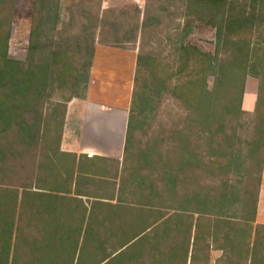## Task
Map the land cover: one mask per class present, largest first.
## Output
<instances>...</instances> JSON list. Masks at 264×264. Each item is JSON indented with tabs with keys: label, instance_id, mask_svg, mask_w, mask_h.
<instances>
[{
	"label": "trees",
	"instance_id": "1",
	"mask_svg": "<svg viewBox=\"0 0 264 264\" xmlns=\"http://www.w3.org/2000/svg\"><path fill=\"white\" fill-rule=\"evenodd\" d=\"M77 1L74 6L81 11L72 14L70 24L74 25L80 19L81 24L74 33H65L59 30L61 0H35L28 56L26 61H22L9 54L15 0H0V180L9 176L17 178L15 184L11 182L0 188V264H59L58 258L68 255L74 262L78 245L74 223L83 224L87 218L86 237L93 240L97 252L106 250L104 258L96 264H108L117 260L121 256L120 250L143 237L151 226L166 223L158 208L146 210L131 206L123 209L121 203L96 200L94 206L102 205L114 210H90L89 213L88 210H73L75 206L65 207V200L81 204L82 200L60 197L63 190L56 187L52 190L58 191L57 194L46 191L48 188L37 183L41 174L35 176L37 181L28 183L27 173L10 167L30 159L33 161L32 173L43 168L44 161L45 170L50 172L48 177L54 185L55 182L68 183L73 175L78 180L86 175H98L97 162L111 161L100 156H83L87 163L82 166L77 162L76 154L61 149L67 104L74 97H86L96 39L102 34L104 25L113 29L114 39L109 42L113 44L123 39H137L134 34L137 30L141 33L125 151L132 144L135 130L142 125L141 118L157 108L166 94L180 104L184 114L183 124L175 130L177 146L174 156L165 154L162 148L149 149L145 154V159L152 161L151 156L156 153L158 160L155 162L162 166V170L159 182L154 183L156 188L139 177L137 185L142 194L156 199L158 190L162 188L164 192H160L157 200L165 202L164 193L174 192L171 199L181 211L170 218L187 225L190 233L194 226L198 229L201 220L195 221L194 214L189 213L194 210H186L194 207V212L211 215L215 222L229 226L230 230L226 232L228 239H244L250 246L251 222L257 216L264 168V113L261 108L264 104V79L260 77L261 73L264 77V0H158V9L154 3L156 0H147L144 12L139 7L136 9L142 20L131 29V38L119 36L122 22L104 19L106 13L114 15L115 9L102 11L99 4L95 10L91 4L84 5L87 1ZM177 15H180L178 21ZM164 19L173 23L158 41L165 49L160 52L147 50L146 34L152 28L162 26ZM201 27H211L215 31L212 51L205 50L191 39L196 29ZM261 29L262 46L257 48L252 35ZM167 47H170L168 58L163 56ZM248 75L261 79L253 112L243 108ZM211 78L213 86L210 85ZM56 92L61 98L53 101L51 97ZM50 104L54 108L48 113ZM243 114L256 116L253 138L246 153L236 146V127L232 124ZM193 134L197 135L195 140ZM153 143L161 147L166 139L158 133ZM206 145L209 149L203 148ZM247 159L251 161V175L256 171L257 189L252 208L249 200L240 199L242 208L250 210V215L242 223L233 225L221 219L224 209L235 196L228 178L226 181L222 179L223 191L218 195L176 190L182 185L190 166L202 168L203 172L210 171L214 176L221 174L220 177H225L229 173L245 176L250 170L248 164L245 168ZM217 160L219 174L210 170ZM34 184L36 190H33ZM30 193L44 201L41 203H45L46 210H32L38 216L41 234L33 244L34 255L28 260L19 251L18 239L25 231L17 224V208L26 204ZM153 213H157V217L151 221ZM208 220L211 225L212 220ZM109 241H115L116 245L107 248ZM81 253L77 264H84V250ZM185 255L188 256V250ZM108 258L111 259L108 261Z\"/></svg>",
	"mask_w": 264,
	"mask_h": 264
},
{
	"label": "rangeland",
	"instance_id": "2",
	"mask_svg": "<svg viewBox=\"0 0 264 264\" xmlns=\"http://www.w3.org/2000/svg\"><path fill=\"white\" fill-rule=\"evenodd\" d=\"M85 1H87L84 4L86 7L91 4L94 6L95 10H97L100 5L102 11L115 9L116 12L114 15L106 13L104 19L108 22H122V29L119 33L121 38H131L133 36L131 29L134 28L137 23L141 24L142 20V17L141 19L138 17L136 9L139 7L144 12L147 3V0ZM77 2V0H61V22L59 30L65 33H74V31H77L79 28L81 19L74 25L70 24L72 14H77L81 11L78 10L79 7L74 6ZM154 3L155 7L158 9L160 1L156 0ZM34 8L35 0H15L9 48L10 57L14 59L22 61L27 60L32 21L35 13ZM171 11L174 12V9ZM177 18H179H175L177 21L180 20V15H177ZM82 23H85V20H83ZM171 25H173V23L171 24L169 19H164L162 26L152 28L151 32L146 34L145 37V42H149V44L146 45V49L156 52L165 49V46H160L158 41L162 36L166 35ZM112 32L113 29L111 26H102V34L98 35L96 39L93 61L99 49L100 56L104 55L106 61H108V59L112 61L119 59V63H124V65H126V62L128 63L131 61L129 59L134 54L137 65V56L141 48L140 30L134 33L137 35V39H123L122 42L114 44L109 43L114 39ZM214 34L215 31L213 28L201 27L196 29L191 39L199 43L205 50L212 51L214 48ZM262 35V29L260 31H255L252 35L255 44H257L255 45L257 48L262 46ZM169 49L170 47H167L163 56L169 57ZM123 60L125 62H123ZM260 77L264 79L262 73ZM260 82L261 79L259 77L248 75L246 78L245 93H248V96L251 95V109L254 108V100L260 92ZM213 83L214 80L211 78L210 85L213 86ZM56 98H61L57 92L52 95L51 100L55 101ZM48 108L49 113L51 111L50 109L54 108V105L50 104ZM261 108L264 113V104H262ZM183 119L184 114L180 108V104L169 94H166L157 108L152 112L149 111L141 118L142 125L135 130L129 150L127 152L125 151L123 157H121L119 161H99L96 165V167H99L97 168L98 175H86L84 179L80 180L73 175L70 176L66 184L55 182L53 185L51 183L48 177L50 172H46V162L44 161L42 164L43 168L32 173L30 169L33 165V161H30V159L27 160V162L22 160L19 165L7 164V166L11 165V169L14 170L15 168L16 171L27 173V177L29 178L26 179V182L28 183H32L34 180L37 181L35 176L41 174V177L38 176L41 179H38L37 183L48 188L46 191H51L50 193L57 194L58 191L52 190L56 187L57 190H63L60 193V197L64 196L82 200V204L78 201L65 200V207L75 206L73 210H88V213L90 210H114L102 205L94 206L96 200H99L98 202L106 201L114 204L121 203L124 206L123 209L131 206L146 210H152L153 208L160 209L158 212L161 216H164L163 218H165L166 223L162 222L151 226V229H149L150 231L148 230L144 235L142 234L143 237L135 239V241L122 248L120 250L121 256L108 264H264V199L262 202L258 200L259 210L257 211L255 220L251 222V239L249 246L248 242L244 239L233 237L228 239L226 232L230 230L229 226L225 227L223 223L215 222L211 215L194 212L196 210L194 207H189L186 210H194L189 213L194 214L195 221L199 218L201 220L198 229L197 226H194L193 231L190 233L187 225L178 224L175 222V219L170 218L175 212L181 211V209H178L179 205L171 199L174 192L169 193L166 191L164 193L166 200L165 202H161L157 200V198L160 197V192H164L162 188L158 190V186H161L160 184L157 186L159 194L156 192V199L144 196V193L142 194L139 189V185H137V181L140 180L139 177L145 179L147 185L152 183L153 187L156 188L154 183L159 182L162 166L159 165L158 162H155L158 160L156 153L152 154V161L145 159V154L149 149L156 148L160 150V148H162L165 154L169 153V155L173 157L177 146L175 130L177 127H180L179 125L183 124ZM255 121V115L243 114L240 115V118L234 119L232 123L236 127V146L237 148L243 149L245 153L249 148V142H251L253 138ZM158 133H161L166 139L165 145L161 147L153 143ZM196 137V134L192 135L194 140ZM215 146H217L216 143ZM203 148L209 149L207 145L205 147L203 146ZM49 154L52 156V153ZM216 157L217 156H212V158ZM77 162L85 166L87 160L83 155H77ZM247 164L250 168L249 175L243 176L235 173H231V175L229 173V175L225 177H220V171L216 170L218 168V160L215 167L210 170L215 174L218 173L219 176H214L210 171L203 172L202 168L199 170L190 166L185 172V177L182 179V185L180 184V188L177 187L176 190L182 191L185 189L190 194L192 192H198L202 194L210 193L212 195H218V193L223 191L222 179L226 181L225 178H228V184L229 186L231 185L235 192V196L233 197L232 203L224 209V216H221V219L233 223V225L240 223V221L242 223L245 217L250 215V210H244L242 208L240 199L243 197L245 201L249 200L252 208L257 189V182L254 180V177L256 178V171L252 172L251 175V161L249 159H247L245 168H247ZM252 169H255L254 166ZM16 179L17 178L14 176L11 178L9 176V178H4L2 181L0 180V188L3 189V187H6L11 182L15 184ZM76 181H78V183H76ZM35 186L34 184L33 190H36L34 188ZM42 201V199L30 193L26 197V204L17 208V224L25 231L18 239L19 251H22L24 258L26 257L28 260L33 257L35 252L33 244L36 242L38 234H41L38 216H36L35 212L32 210H46L45 203H41ZM61 201L63 202L62 199ZM25 210L31 211H27V214H24L26 213ZM156 217L157 213H153L151 221ZM208 219L212 220L211 225ZM74 225H76L77 228L78 239L76 258L74 262H72L69 255L67 257L60 256L59 258L57 257L58 263L77 264L78 258L81 256V251L83 250L84 264H96L100 262L104 258L106 250L102 249L97 252L93 240L86 237L87 234L85 232L86 230L88 231L89 227L88 218L85 223H74ZM237 227H239V225ZM195 237L197 239H195ZM115 245V241H109L106 244L107 248ZM187 250L188 256L185 255ZM110 259L111 258H108V261Z\"/></svg>",
	"mask_w": 264,
	"mask_h": 264
},
{
	"label": "crops",
	"instance_id": "3",
	"mask_svg": "<svg viewBox=\"0 0 264 264\" xmlns=\"http://www.w3.org/2000/svg\"><path fill=\"white\" fill-rule=\"evenodd\" d=\"M104 57L100 56L98 49L91 67L86 97H74L67 104L61 149L78 156L87 155L86 158L100 156L119 161L125 153L136 60L133 54L129 59L131 61L124 65L119 63V59L106 61ZM257 100L258 95L251 109V95L245 93L244 109L253 112ZM263 199L264 172L258 195L260 202Z\"/></svg>",
	"mask_w": 264,
	"mask_h": 264
}]
</instances>
